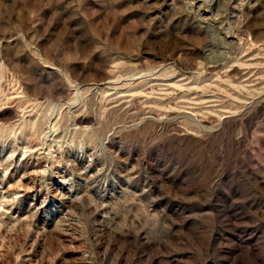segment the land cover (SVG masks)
Segmentation results:
<instances>
[{
    "label": "rangeland",
    "instance_id": "obj_1",
    "mask_svg": "<svg viewBox=\"0 0 264 264\" xmlns=\"http://www.w3.org/2000/svg\"><path fill=\"white\" fill-rule=\"evenodd\" d=\"M202 2L0 0V264H264V0Z\"/></svg>",
    "mask_w": 264,
    "mask_h": 264
},
{
    "label": "bare ground",
    "instance_id": "obj_2",
    "mask_svg": "<svg viewBox=\"0 0 264 264\" xmlns=\"http://www.w3.org/2000/svg\"><path fill=\"white\" fill-rule=\"evenodd\" d=\"M199 1H201V3H203L202 0H198V2H199ZM203 1H204V0H203ZM196 2H197V1H196ZM206 2H207V1H206ZM199 8H200V9H204V8L202 7V4L200 5ZM205 11H206V10H205Z\"/></svg>",
    "mask_w": 264,
    "mask_h": 264
}]
</instances>
